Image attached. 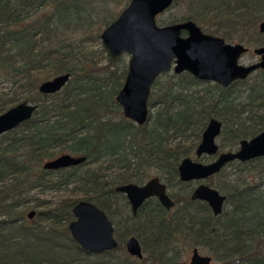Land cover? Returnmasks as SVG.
<instances>
[{
  "label": "trees",
  "instance_id": "16d2710c",
  "mask_svg": "<svg viewBox=\"0 0 264 264\" xmlns=\"http://www.w3.org/2000/svg\"><path fill=\"white\" fill-rule=\"evenodd\" d=\"M124 1L127 5L130 0ZM183 1L185 17L157 25L202 24L203 1ZM239 1L234 4L244 8L239 15L244 22H261L264 0ZM104 10L108 0H0V114L22 101L37 105L28 121L0 135V264H183L179 254L192 248L219 264H264V157L233 161L210 179L208 185L224 196L218 216L204 203L190 201L183 190L188 185L179 184L176 174L179 161L193 155L210 118L223 127L231 125V150L262 131L264 70L224 89L187 73L163 74L150 87L147 123L136 126L123 118L114 101L126 73L122 56L111 59L101 43L99 55L87 47L118 16L108 19ZM210 19L222 20L218 15ZM60 74L69 75L61 90L37 92L40 83ZM196 86H202L200 94L193 90ZM63 154L84 162L42 170L44 162ZM99 159L112 174L83 169ZM228 166L235 172L226 178L243 185L220 183ZM151 173L166 185L174 212L168 215L159 208L154 219L143 218L142 229H135L141 259L124 252L126 236L120 234H115V251L94 255L71 240L66 225L76 201H88L109 214L110 190L139 184ZM50 175L81 197L40 211L36 218L45 226L31 224L22 209L32 190L53 184Z\"/></svg>",
  "mask_w": 264,
  "mask_h": 264
},
{
  "label": "water",
  "instance_id": "95a60500",
  "mask_svg": "<svg viewBox=\"0 0 264 264\" xmlns=\"http://www.w3.org/2000/svg\"><path fill=\"white\" fill-rule=\"evenodd\" d=\"M173 0H130L118 16L99 34V41L111 59L121 54L128 56L126 74L115 96L123 118L136 126L147 123V98L155 79L164 73H187L200 82H210L222 88L233 81L243 80L257 70H264V44L252 49L258 60L248 66L238 63L247 51L240 44H225L219 37L203 34L190 20L158 27L155 18L172 5ZM259 34L264 35V21L258 24ZM184 32L185 36L180 37ZM68 74H60L43 81L37 87L41 95H53L63 88ZM37 109L36 104L22 101L0 114V135L28 121ZM221 124L210 119L204 128L194 156L213 155L217 152L216 137ZM264 157V129L248 140H240L234 152L217 155L210 164L182 159L177 166L181 182L206 179L226 164L244 163ZM84 162L80 156L63 154L46 161L44 171H56L75 167ZM125 195L134 213L143 200L155 197L168 209L172 202L165 194L164 185L152 178L143 186L133 184L116 187ZM192 200L205 202L213 216L221 213L224 197L215 190L199 185L191 194ZM74 220L67 225L71 240L84 252L94 255L116 248L112 229L104 213L89 202L79 201L70 210ZM33 213H28L29 218ZM125 252L136 259L141 258L140 248L134 238L125 244ZM210 258L200 256L194 248L187 264H209ZM216 264V263H214Z\"/></svg>",
  "mask_w": 264,
  "mask_h": 264
},
{
  "label": "rangeland",
  "instance_id": "374dc122",
  "mask_svg": "<svg viewBox=\"0 0 264 264\" xmlns=\"http://www.w3.org/2000/svg\"><path fill=\"white\" fill-rule=\"evenodd\" d=\"M201 1H203L204 4H201L199 6L206 5L203 11L199 10L201 15L202 16L204 15V17H202V24H195V25L201 30L202 33L225 38L227 43H231V44L240 43L249 50L258 48L264 43V35L259 34L257 32V25L259 22L258 23L254 21L244 22L239 16L244 10V8H242V6L240 5L234 4L236 0H210V2H208L207 0H201ZM237 1L238 3L240 2L239 0ZM216 3L221 4L222 10H216L217 9L215 8L217 5ZM124 5H125L124 0H108V10H104L106 14L108 13V19L118 15L120 11L124 8ZM199 6L196 5V9ZM199 8L201 9V7ZM186 11H187V7L185 6V2L183 0H174V4L156 18V23L159 24V21L168 22L169 20L180 19L182 17H185V14L187 13ZM212 15H216V16L218 15L222 18V20L219 21V23L218 22L216 23V21H212L210 19ZM261 21H264V14H263V19H261ZM253 28H255V30H253ZM103 29L104 27H101L100 32ZM99 43H100L99 37L96 40L95 39L91 40L87 45L89 51L92 49L94 51H97V55H99L98 54L100 53L98 51ZM120 56H122L121 57L122 62H124V65L126 66V63L128 61V56L126 54H122ZM256 61H257L256 57L252 53H248L247 55L243 56L238 63L240 65H248ZM98 63L99 65H102L104 63V60ZM163 82H164L163 80H160L159 85L163 84ZM202 83L212 85L209 82H202ZM201 88L202 86H196L193 88V90L196 91L198 90V94H200L199 91ZM236 91L234 92V95L236 94ZM154 109L155 108H152L151 110ZM224 126L225 127H223L222 125L220 135L215 140V143L219 147V152H226L232 149L230 147L231 145L229 141L231 138L230 134L232 131V127L229 124H225ZM191 158H193V155H191ZM106 165L107 163L105 162V160L99 159L94 163L88 162L86 166L83 167V169L88 168L95 171L99 170L100 173L103 174H108V175L112 174L113 173L112 169L111 170L108 169V171L104 170L106 168ZM234 170L235 167L233 166H228L226 169H224L222 174L223 179H221L220 183L227 184L228 188L236 184L243 185L244 183H241V180H239V182L238 180L230 181L229 178H226L225 175L229 173L231 174L234 173L235 172ZM149 176L153 177V174L151 173ZM248 176L251 175L249 174ZM49 178L53 184L51 186L47 185L45 187L32 190L30 192L31 200L22 209L24 211V217L30 212L33 213L32 214L34 215L33 218L29 220L31 224L33 223L34 225L37 224V225L45 226L46 223L40 222L36 218L37 214L40 211H44L46 209L56 207L57 205L59 206L61 201L63 200H71V199L79 200V198L81 197L79 193L72 191L71 185L67 186L65 184L60 183L57 175H50ZM214 186H216V182L214 183ZM176 190H179V187H176ZM116 206L118 207L119 205L116 204ZM114 217L115 218L113 219V221L118 224H120L121 220L124 219L123 218L124 215L120 216L115 214ZM141 235L144 236V234ZM189 253H190V249L186 250L185 252H181L178 256L179 262H183L185 264L188 261L190 255ZM199 253L202 255L205 254L201 250H199Z\"/></svg>",
  "mask_w": 264,
  "mask_h": 264
},
{
  "label": "flooded vegetation",
  "instance_id": "af4514ba",
  "mask_svg": "<svg viewBox=\"0 0 264 264\" xmlns=\"http://www.w3.org/2000/svg\"><path fill=\"white\" fill-rule=\"evenodd\" d=\"M161 15V14H160ZM159 16V15H158ZM157 16V17H158ZM156 17V18H157ZM156 18H155V22H156ZM262 22V21H261ZM260 23V22H259ZM258 23V24H259ZM156 25H157V23H156ZM171 25V24H170ZM158 27H162V26H167V25H157ZM223 27V26H222ZM257 27H258V25H257ZM224 28V27H223ZM201 31V30H200ZM257 32H258V30H257ZM259 33V32H258ZM204 34V33H203ZM206 35H208V34H206ZM185 36V33L184 32H181L180 33V37H184ZM210 36H212V35H210ZM214 37H217V36H214ZM219 38H221L222 40H223V42L225 43V44H230V45H234V44H240V43H233V44H231V43H227V41L225 40V38H222V37H219ZM264 44V43H263ZM241 45V44H240ZM243 46V45H242ZM244 47V46H243ZM246 48V47H245ZM247 49V51L245 52V53H243L241 56H240V59L243 57V56H245V55H247L248 53H252V49L251 50H249L248 48H246ZM122 55V54H121ZM255 56V55H254ZM119 57V56H118ZM117 57V58H118ZM256 57V56H255ZM113 59H116V58H113ZM239 59V60H240ZM256 59L258 60V57H256ZM239 62V61H238ZM255 63V62H254ZM251 64H253V63H251ZM248 65H250V64H248ZM248 65H243V66H248ZM168 73H172L171 71L170 72H168ZM254 73V72H253ZM126 74V73H125ZM164 74H166V73H164ZM173 74V73H172ZM252 74V73H251ZM250 74V75H251ZM161 75H163V74H161ZM161 75H159L158 77H160ZM174 75H178V74H174ZM189 75V74H188ZM250 75H248L245 79H247ZM157 77V78H158ZM125 78V77H124ZM156 78V79H157ZM155 79V80H156ZM194 79V78H193ZM245 79H243V80H236V81H233L229 86H231L232 84H234L235 82H240V81H244ZM196 80V79H195ZM196 81H198V80H196ZM200 82V81H199ZM210 83V82H209ZM211 84H214V83H211ZM217 85V84H216ZM228 86V87H229ZM220 87V86H219ZM228 87H226V88H228ZM222 88V87H221ZM224 89V88H223ZM149 93H150V90H149ZM148 98H149V95H148ZM148 98H147V102H148ZM119 107V106H118ZM146 107H147V103H146ZM147 113H148V107H147ZM125 119V118H124ZM210 119H214V118H210ZM209 119V120H210ZM127 120V119H126ZM208 120V121H209ZM216 120V119H215ZM208 121H207V123H208ZM218 122H220L219 120H217ZM133 123V122H132ZM207 123H206V125H207ZM134 124V123H133ZM220 124H221V122H220ZM206 125H205V127H206ZM221 127H222V124H221ZM264 129V128H263ZM262 129V130H263ZM204 130V129H203ZM220 131H221V128H220ZM203 132V131H202ZM261 132V131H260ZM202 134V133H201ZM258 134V133H257ZM256 134V135H257ZM220 135V134H219ZM219 135L216 137V139L219 137ZM255 136V135H254ZM201 137V136H200ZM252 138V137H251ZM215 139V140H216ZM250 139V138H249ZM241 140H248V139H241ZM240 141V140H239ZM238 141V142H239ZM238 142H237V145H238ZM199 143V142H198ZM198 145V144H197ZM196 145V146H197ZM217 145V144H216ZM237 145H236V148L235 149H233V150H230V151H226V152H234L236 149H237ZM196 148V147H195ZM194 151H195V149L193 150V158H191V156L190 157H186V158H189L190 160H192V161H194V162H198V163H201V164H210V163H212L215 159H216V157H217V155L218 154H220V153H225V152H219V147L217 146V152L215 153V154H213V155H200L199 157H195L194 156ZM183 159H185V158H183ZM182 160V159H181ZM180 160V161H181ZM179 161V162H180ZM205 161V162H204ZM233 162V161H232ZM231 163V162H230ZM179 164V163H178ZM229 164V163H228ZM227 165V164H226ZM225 165V166H226ZM178 166V165H177ZM224 166V167H225ZM224 167H222V168H224ZM221 168V169H222ZM220 169V170H221ZM219 170V171H220ZM219 171L217 172V173H215V174H212V175H210L208 178H206V179H201V180H190V181H187V182H181L179 179H178V182H179V184H181V185H188V186H186V188L185 189H183L184 191H186V193H188L189 194V199H190V201H198V202H201V203H204L206 206H207V204L205 203V202H202V201H199V200H192L191 199V194H192V192L199 186V185H204V186H207L208 188H210V189H213L212 187H210L209 185H208V182L210 181V179L211 178H213L215 175H217L218 173H219ZM176 174H177V167H176ZM152 178H156V179H158L157 177H151V178H148V179H146L145 181H143V182H140L139 184H134V183H126V184H123V185H128V184H133V185H136L137 187H141V186H143L146 182H148L150 179H152ZM177 178H178V174H177ZM158 181L162 184V185H164V188H165V194L167 195V197L170 199V201L173 203L172 204V206L170 207V208H168V209H166V208H164L163 206H161L160 205V203L158 202V200H157V198H155V197H150V198H147V199H145V200H143L142 201V203L138 206V208L135 210V212L133 213L132 212V209H131V205H130V203H129V201L127 200V198L125 197V195L124 194H122V193H119V192H116L115 191V189H116V187H120V186H123V185H119V186H116V187H114L112 190H110L109 192H111L113 195H108V210H109V214H105L103 211V213H104V215H105V217H106V219L108 220V222L110 223V226H111V229H112V238H113V240L115 241V243H116V248H114V249H112L111 251H115L116 249H117V247H118V243H117V240L115 239V234H120V235H122V236H126V238L124 239V241H123V244H122V247H123V249H124V252H125V244H126V242L130 239V238H134L135 240H136V242H137V244H138V246H139V248H140V253H141V258H142V250H141V244H140V242H139V240L135 237V236H133L135 233H134V231H135V229L137 230V231H140L141 229H142V227H141V225H142V221H144V219L143 218H147L148 220H150V219H154L155 218V211H156V213H159V208H161L165 213H167L168 215L169 214H172L174 211H173V208H174V202L172 201V199L170 198V195L168 194V190H167V187H166V185L164 184V183H162L159 179H158ZM214 190V189H213ZM216 191V190H215ZM217 192V191H216ZM218 193V192H217ZM219 194V193H218ZM220 195V194H219ZM221 196H223V195H221ZM224 197V196H223ZM79 201H82V200H79ZM79 201H76L75 203H77V202H79ZM151 201V202H150ZM82 202H88V201H82ZM153 205V207H151L150 205V203ZM74 203V204H75ZM90 203V202H89ZM73 204V205H74ZM92 204V203H91ZM116 204H118L119 206L117 207L116 206ZM223 204H224V201H223ZM72 205V206H73ZM223 206V205H222ZM208 207V206H207ZM71 210V209H70ZM100 210V209H99ZM210 210V209H209ZM211 212V211H210ZM115 214L116 215H120V216H122V215H124V219H122L121 220V223L120 224H118V223H115L114 221H113V219L115 218L114 216H115ZM212 214V213H211ZM28 215V214H27ZM27 215H26V218L28 219V220H31L32 218H33V216L34 215H31L29 218L27 217ZM70 215H71V213H70ZM213 215V214H212ZM220 215V214H219ZM218 216V215H217ZM72 220H74L73 218H72V216H71V220L70 221H72ZM69 221V222H70ZM68 222V223H69ZM68 223H67V225H68ZM138 224H140V225H138ZM67 225H66V229H67ZM192 249H194V248H192ZM192 249H190V253L189 254H191V250ZM105 252H110V251H105ZM198 252V254L200 255V256H203V257H208V258H210L209 256H206V255H202V254H200L199 253V251H197ZM126 253V252H125ZM127 254V253H126ZM128 255V254H127ZM129 256V255H128ZM131 257V256H130ZM189 257H190V255H189ZM131 258H134V257H131ZM140 258V259H141ZM134 259H136V258H134ZM137 260H139V259H137ZM188 261H189V258H188ZM188 261L185 263V264H187L188 263ZM214 263H216V262H213L212 261V259L210 258V262H209V264H214ZM184 264V263H183ZM216 264H219V263H216Z\"/></svg>",
  "mask_w": 264,
  "mask_h": 264
}]
</instances>
